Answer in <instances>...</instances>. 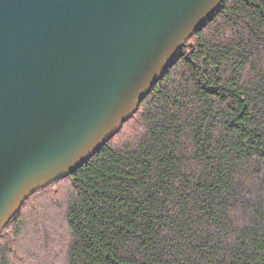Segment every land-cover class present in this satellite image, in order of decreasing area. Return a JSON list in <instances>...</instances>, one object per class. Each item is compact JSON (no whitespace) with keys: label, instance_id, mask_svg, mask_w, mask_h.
Masks as SVG:
<instances>
[{"label":"trees","instance_id":"1","mask_svg":"<svg viewBox=\"0 0 264 264\" xmlns=\"http://www.w3.org/2000/svg\"><path fill=\"white\" fill-rule=\"evenodd\" d=\"M137 112L0 234V264H264V0H225Z\"/></svg>","mask_w":264,"mask_h":264},{"label":"water","instance_id":"2","mask_svg":"<svg viewBox=\"0 0 264 264\" xmlns=\"http://www.w3.org/2000/svg\"><path fill=\"white\" fill-rule=\"evenodd\" d=\"M225 0H0V234L137 112Z\"/></svg>","mask_w":264,"mask_h":264}]
</instances>
